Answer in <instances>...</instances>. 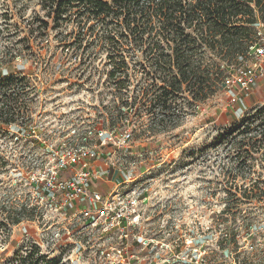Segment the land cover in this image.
Segmentation results:
<instances>
[{
  "label": "rangeland",
  "instance_id": "374dc122",
  "mask_svg": "<svg viewBox=\"0 0 264 264\" xmlns=\"http://www.w3.org/2000/svg\"><path fill=\"white\" fill-rule=\"evenodd\" d=\"M41 1L0 0V79L11 77L12 88L19 89L20 98L29 104L18 106L19 122L0 126V204L4 209L0 213V264H7L17 251L26 257L32 247L50 260L58 259V264H119L118 254L108 250L113 235L103 234L102 227H86L83 221L70 222L29 207L31 189L25 180L43 173L50 155L46 145L31 137L15 142L19 126L34 120L51 133L69 108L75 109L80 120H100L107 126L120 106V93L106 75L108 48L99 40L112 32L122 41L114 31L117 28L97 27L92 32L72 24L75 19L56 29L52 24L46 28L44 21L50 20ZM128 47L135 75L131 98L136 80L143 79L150 66L140 60L141 52ZM203 59V69L212 70L211 74L215 65L223 63L210 54ZM252 62L248 55L235 65H224V85L200 104L186 93L185 109L170 116L171 125L178 123L175 128L158 133L159 128H153L149 116L141 112L117 125L131 131L132 143L127 151H108L116 155L117 168L119 163L129 168L116 182L129 181L126 186L138 191L143 200L140 223L127 231L125 241L134 264H264V203L245 202L242 193L253 190L248 182H240L237 189L227 184L220 170L226 162L223 147L202 152L226 127L253 110L236 108L239 101H231L235 91L226 85L238 68ZM231 109L234 119L229 117ZM49 133L44 137L52 138ZM22 206L28 212L5 237L3 223H9L8 213ZM139 238H143L141 243Z\"/></svg>",
  "mask_w": 264,
  "mask_h": 264
},
{
  "label": "trees",
  "instance_id": "16d2710c",
  "mask_svg": "<svg viewBox=\"0 0 264 264\" xmlns=\"http://www.w3.org/2000/svg\"><path fill=\"white\" fill-rule=\"evenodd\" d=\"M41 6L50 20L44 21L46 28L50 24L53 29L59 28L72 19V24L88 27L92 32L97 27L117 28L114 31L119 32L122 41L112 32L99 39L108 48V81L120 93V106L117 115L111 116L110 126L117 127L131 114L141 112L149 116L153 128H159L158 133L178 125H171L170 116L185 109L186 93L200 104L224 85V65H235L248 57L258 40L257 27L264 23V0H42ZM123 43L141 52L140 60L150 66L144 70V78L136 80L131 98L129 90L135 75L129 62V47H123ZM207 54L223 62L215 65L213 74L207 67L203 69ZM13 81L11 77L0 79V126L14 124L22 116L21 111H16L19 89L12 88ZM123 92L127 98L121 95ZM222 147L226 162L220 170L228 179L227 184L237 189L240 182H248L253 190L242 193L245 202L264 203V105L226 127L202 152ZM256 187L260 189L255 190ZM236 202L244 203L241 199ZM2 209L0 204V213ZM27 212L23 206L19 211L11 209L9 223H3L5 237ZM58 262L32 247L26 257L17 251L7 264Z\"/></svg>",
  "mask_w": 264,
  "mask_h": 264
},
{
  "label": "built area",
  "instance_id": "2783aa9c",
  "mask_svg": "<svg viewBox=\"0 0 264 264\" xmlns=\"http://www.w3.org/2000/svg\"><path fill=\"white\" fill-rule=\"evenodd\" d=\"M257 37L256 44L248 54L253 59L252 64L238 68L226 81V85L235 91L231 100L233 103L237 102L239 96L250 93L264 75V23L258 25ZM15 103L16 111L20 110L18 106L29 105L20 96ZM25 123L31 124L19 126V130L13 135L15 142L31 137L40 145H46L50 155L47 169L41 174H32L25 180L31 189L33 204L29 207L50 212L55 218L67 217L70 222L83 221L86 227H102L103 234L113 235L114 241L111 242L114 243L108 250L118 254L119 264H134V256L125 241L128 238L127 231L140 223L143 200L138 191L126 186L129 181L125 180L111 191L93 188L94 181L102 176L99 169L93 168L94 163L103 157H106L107 170L114 168L123 177L126 175L123 172L129 171L119 160V167H116L115 154L128 150L132 143L131 131H122L110 124L105 126L100 120H80L76 117L74 108L63 113V119L53 127L50 139L44 137L49 133L46 125L34 120ZM110 149L115 154H108ZM133 166L135 164L130 167ZM58 235L59 233L55 236ZM142 240L143 238H139L138 242L141 243ZM36 244L39 246V243ZM110 253L107 252L108 257ZM196 264L199 262L196 261Z\"/></svg>",
  "mask_w": 264,
  "mask_h": 264
},
{
  "label": "crops",
  "instance_id": "0c3cea01",
  "mask_svg": "<svg viewBox=\"0 0 264 264\" xmlns=\"http://www.w3.org/2000/svg\"><path fill=\"white\" fill-rule=\"evenodd\" d=\"M253 93L251 95H241L240 98L242 97V99H238V104L236 106V108H240L239 110H247V109H253L256 106L259 105H264V75L262 77L259 78L257 84L255 85V87L252 89ZM235 108V109H236ZM237 109V110H238ZM235 110L231 109L229 111V114L231 116H229L231 119H234V115H235ZM105 159L106 157H103V159H101L99 162L94 163V167L93 164L91 165V167L93 168H97L101 171V179L94 181V185L93 188L96 190H101L104 192L107 191H111L114 187L120 185L123 181L121 182H116L118 181L122 176L119 173V171H117L114 168H110L109 170H107V167L105 165ZM109 171V172H108Z\"/></svg>",
  "mask_w": 264,
  "mask_h": 264
}]
</instances>
